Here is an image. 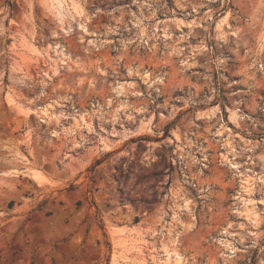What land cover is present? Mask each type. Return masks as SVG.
Here are the masks:
<instances>
[{"label": "rangeland", "instance_id": "1", "mask_svg": "<svg viewBox=\"0 0 264 264\" xmlns=\"http://www.w3.org/2000/svg\"><path fill=\"white\" fill-rule=\"evenodd\" d=\"M165 249L264 264V0H0V264Z\"/></svg>", "mask_w": 264, "mask_h": 264}, {"label": "bare ground", "instance_id": "2", "mask_svg": "<svg viewBox=\"0 0 264 264\" xmlns=\"http://www.w3.org/2000/svg\"><path fill=\"white\" fill-rule=\"evenodd\" d=\"M62 61H64L63 59H60ZM41 116L42 117H46L48 116V108H42L41 109ZM76 122L79 124L80 122H83L84 119L83 117L81 116L80 119H75ZM163 255H164V258H165V262L168 264V263H176V264H180L182 261V257L181 255H179L177 252H173V251H170V250H167L165 249L163 251Z\"/></svg>", "mask_w": 264, "mask_h": 264}, {"label": "trees", "instance_id": "3", "mask_svg": "<svg viewBox=\"0 0 264 264\" xmlns=\"http://www.w3.org/2000/svg\"><path fill=\"white\" fill-rule=\"evenodd\" d=\"M7 5L11 8L13 6V2L12 1H9L7 3ZM167 134H168V131L166 129L165 132H164V136H167ZM100 162H101V160H96L95 163H94V165L91 167L90 171H93L94 168H95V166L98 165V164H100ZM70 188H72V186H70ZM41 205L42 204H39L38 207H40ZM99 228L103 230L102 225H99ZM104 236L106 237V234L105 233H104ZM106 245L108 246V249H109V243H106Z\"/></svg>", "mask_w": 264, "mask_h": 264}]
</instances>
